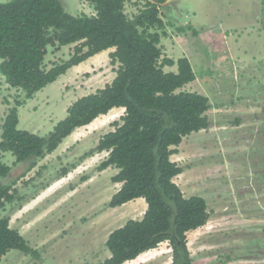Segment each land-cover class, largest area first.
I'll return each instance as SVG.
<instances>
[{
    "label": "rangeland",
    "instance_id": "obj_1",
    "mask_svg": "<svg viewBox=\"0 0 264 264\" xmlns=\"http://www.w3.org/2000/svg\"><path fill=\"white\" fill-rule=\"evenodd\" d=\"M61 1L72 14L94 13L88 2ZM134 1L139 0H126L128 16L138 9ZM243 1L244 10L233 13L229 0H169L161 7L165 22H187L183 26L197 27L193 28L196 36L190 28L184 32L176 29L187 37L190 55L200 54L192 58L196 78L184 88L210 98L208 115L215 121L185 136L171 155L183 167L174 182L185 196L196 193L204 197L210 212L205 225L186 234L191 264H264V193L256 192L264 171V120H255L264 107V0ZM230 20L236 28L227 30ZM227 41L235 55L245 60L241 70L227 68ZM72 47L65 45L58 51L50 48L45 67L67 59ZM111 50L69 68L25 100L18 107L17 127L46 135L65 116L72 101L113 79L114 67L108 58ZM179 53L167 52L171 56ZM169 70L176 71V65L165 71ZM15 99L22 100L23 91L11 87L0 73V132L4 115ZM123 111L113 108L76 128L24 176L26 164H16L10 152L3 153L2 160L11 166V172L1 181L15 179L19 197L16 205L7 204L0 213H10L11 226L20 230L35 254L10 250L0 264L95 263L108 254L104 245L108 233L127 219L142 216L145 201L108 207L111 195L120 186L112 181L117 169L98 170L105 151L85 155L101 135L113 129L111 123ZM250 113L254 117L245 116ZM252 159L258 161L255 166ZM63 168L67 170L64 176ZM18 204L21 207L16 210ZM142 256L133 264H168L171 248L162 242Z\"/></svg>",
    "mask_w": 264,
    "mask_h": 264
},
{
    "label": "trees",
    "instance_id": "obj_2",
    "mask_svg": "<svg viewBox=\"0 0 264 264\" xmlns=\"http://www.w3.org/2000/svg\"><path fill=\"white\" fill-rule=\"evenodd\" d=\"M82 1L93 7V14H72L61 0L0 1V73L11 87L23 91V99H15L1 124L0 211L7 204L16 205L19 197L15 179L1 181L11 172V166L2 160L4 152H10L16 164H26L24 176L76 128L113 108H123V114L111 123L113 129L101 135L85 155L105 151L98 170L117 169L112 181L120 186L108 207L142 197L146 209L140 218H129L111 230L104 242L108 254L88 264H123L162 242L171 248L168 264H191L186 234L205 225L210 212L204 197L196 193L185 196L174 182L183 167L171 155L185 136L215 123L208 115L210 98L184 88L196 78L186 55L174 60L163 54L161 38L166 24L161 7L166 0L134 1L138 9L131 16L125 11L126 0ZM186 28L197 35L191 26H178L177 30ZM72 44L67 59L45 67L50 48L58 51ZM110 48L108 58L115 75L109 83L72 101L65 116L44 136L17 127L18 107L25 100L72 66ZM172 65L176 71H165V66ZM263 117L264 107L255 120L262 122ZM251 162L252 166L258 163ZM62 173L64 176L67 170L63 168ZM260 176L262 183L256 192L262 194L264 171ZM17 206L16 210L21 204ZM10 250L35 254L20 230L11 226L10 213H0V261Z\"/></svg>",
    "mask_w": 264,
    "mask_h": 264
},
{
    "label": "crops",
    "instance_id": "obj_3",
    "mask_svg": "<svg viewBox=\"0 0 264 264\" xmlns=\"http://www.w3.org/2000/svg\"><path fill=\"white\" fill-rule=\"evenodd\" d=\"M168 1L169 0H166V3H169ZM229 2L230 3L228 4V6L231 7L230 12L233 13L235 11L240 12V10H244L245 5H244L243 0H229ZM161 13H162V11H161ZM193 15H195V13H193ZM233 22L234 21H231V20L229 21V23L227 24V30H231L233 28L234 29L236 28V27L231 26V23H233ZM165 24H166L165 35L163 36V37H165V40H163V41L161 40V46H162L163 54L167 57H170L171 59H174V60H176L178 57H180L182 55H186L189 58V60L192 64V67H193L192 58L197 59L200 57V54H199V52H194L195 54L190 55L189 47L187 46V39H186L187 37L185 36V34L176 32L177 31L176 29L178 26H183V25L187 24V22H183L182 24L175 25V23L169 21V22H165ZM195 28H197V27H195ZM241 28H243L242 25H241ZM171 29H172V31H171ZM199 36H202L201 33H199ZM235 36H236L235 34L232 35V37H235ZM225 38H227L226 35L224 36V39ZM233 40H234V43H237L236 38H233ZM251 45H254V43H252ZM206 46L209 50V48H210L209 43H206ZM107 50H110V49H107ZM175 50L180 51L179 55L171 56V55L167 54L168 51H175ZM104 51H106V50H104ZM104 51H102V52H104ZM244 51H246L245 47H244ZM227 53H228L227 54L228 57H225L224 59H225V62H227L229 65L227 67L228 70L234 69V71H235L237 68L241 70L242 68H244L246 66L245 60L240 58L238 54L235 55L233 48H232V45L230 44L229 41H227ZM96 55H98V54H96ZM96 55H94V56L96 57ZM94 56H91L87 60L93 58ZM81 63H79L78 65L72 66V67H77ZM167 67H171V66H165L164 69L166 70ZM193 69H194V67H193ZM195 74H196V72H195ZM229 76L232 77L233 75H229ZM69 136H71V135H69ZM131 201H138V202L142 203V202H144V199L142 197H139V198H136V199L131 200ZM131 201H129V202H131ZM129 202H127V203H129Z\"/></svg>",
    "mask_w": 264,
    "mask_h": 264
},
{
    "label": "bare ground",
    "instance_id": "obj_4",
    "mask_svg": "<svg viewBox=\"0 0 264 264\" xmlns=\"http://www.w3.org/2000/svg\"><path fill=\"white\" fill-rule=\"evenodd\" d=\"M147 252H148V251H145V252L139 254L135 259H133V260H129V261H126V262L123 263V264H133V262H138L139 260H142V257H144V256H142V255L146 254Z\"/></svg>",
    "mask_w": 264,
    "mask_h": 264
}]
</instances>
